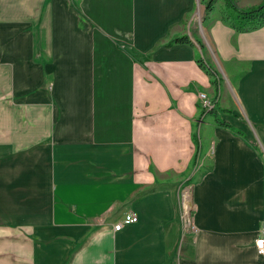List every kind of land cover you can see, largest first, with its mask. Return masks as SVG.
<instances>
[{"label":"crops","instance_id":"0c3cea01","mask_svg":"<svg viewBox=\"0 0 264 264\" xmlns=\"http://www.w3.org/2000/svg\"><path fill=\"white\" fill-rule=\"evenodd\" d=\"M263 223L264 27L203 0H0V264H264Z\"/></svg>","mask_w":264,"mask_h":264},{"label":"trees","instance_id":"16d2710c","mask_svg":"<svg viewBox=\"0 0 264 264\" xmlns=\"http://www.w3.org/2000/svg\"><path fill=\"white\" fill-rule=\"evenodd\" d=\"M206 7V16L215 11L219 0H203ZM224 6L221 9L222 20L234 31L238 33H247L256 31L264 27V2L257 7L250 9H241L235 0H224ZM175 44L191 43L187 36L177 38L173 41ZM200 67L211 78V83L218 88L219 75L217 71L204 58L198 60ZM212 117L215 123L222 127H231V125L221 117L220 111L213 107L210 110H202V116ZM198 154L195 156L193 166L197 165ZM191 184V180L187 181Z\"/></svg>","mask_w":264,"mask_h":264},{"label":"built area","instance_id":"2783aa9c","mask_svg":"<svg viewBox=\"0 0 264 264\" xmlns=\"http://www.w3.org/2000/svg\"><path fill=\"white\" fill-rule=\"evenodd\" d=\"M200 99L202 102V108L204 110H210L213 108L212 103L207 99V97L204 94H201ZM138 221H139V217L137 214L135 213L127 214L122 220V222H120L115 226V231H121L124 226L138 223ZM255 247L257 249V254L262 259H264V223L262 225L260 235L256 239Z\"/></svg>","mask_w":264,"mask_h":264},{"label":"rangeland","instance_id":"374dc122","mask_svg":"<svg viewBox=\"0 0 264 264\" xmlns=\"http://www.w3.org/2000/svg\"><path fill=\"white\" fill-rule=\"evenodd\" d=\"M238 1V0H237ZM241 2H244L245 0H240ZM258 1H263V0H258ZM224 0H219L218 2H217V4H216V8H220V12H221V9L223 8V6H224ZM202 8V7H201ZM216 8H215V10H216ZM219 109V108H218ZM199 135H200V131H199ZM197 136H198V134H197ZM190 185L189 186H187V189L185 190L186 192H184V193H188V195L190 196ZM186 196V195H185ZM189 210H190V206H189ZM190 213V211L188 212V214ZM187 229L189 228V223L187 224Z\"/></svg>","mask_w":264,"mask_h":264},{"label":"bare ground","instance_id":"6f19581e","mask_svg":"<svg viewBox=\"0 0 264 264\" xmlns=\"http://www.w3.org/2000/svg\"><path fill=\"white\" fill-rule=\"evenodd\" d=\"M186 198V197H185ZM186 201V200H185ZM256 248V247H255ZM256 251H257V249H256Z\"/></svg>","mask_w":264,"mask_h":264},{"label":"water","instance_id":"95a60500","mask_svg":"<svg viewBox=\"0 0 264 264\" xmlns=\"http://www.w3.org/2000/svg\"><path fill=\"white\" fill-rule=\"evenodd\" d=\"M191 211V210H190ZM190 214V213H189Z\"/></svg>","mask_w":264,"mask_h":264}]
</instances>
